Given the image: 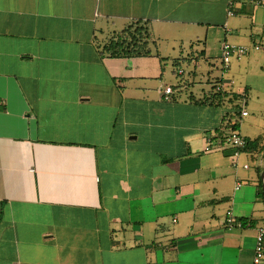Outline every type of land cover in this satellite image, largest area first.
Instances as JSON below:
<instances>
[{
  "label": "crops",
  "instance_id": "crops-1",
  "mask_svg": "<svg viewBox=\"0 0 264 264\" xmlns=\"http://www.w3.org/2000/svg\"><path fill=\"white\" fill-rule=\"evenodd\" d=\"M261 2L229 17L226 0H0V264H252ZM136 22L149 54L103 51ZM254 40L223 69V43ZM234 124L236 169L231 149L204 152Z\"/></svg>",
  "mask_w": 264,
  "mask_h": 264
},
{
  "label": "built area",
  "instance_id": "built-area-1",
  "mask_svg": "<svg viewBox=\"0 0 264 264\" xmlns=\"http://www.w3.org/2000/svg\"><path fill=\"white\" fill-rule=\"evenodd\" d=\"M227 4V16L231 17L235 15V7L238 5H246L249 7H256L262 5L261 0H226ZM221 63L224 70L229 68V65L234 60H240L244 56L254 52L259 51L261 46L254 40L251 46H236L228 43H223L221 45ZM218 88L217 91H220ZM172 94L171 87H165L163 90V100L169 101ZM241 115L243 117L247 116V112L242 111ZM248 141L243 137L238 131L230 130L218 135H213L206 140L204 146V152L210 153L215 150L231 149L232 150V167H238V158L241 153L247 148ZM244 169H247V165H243ZM240 184H236V190L239 189ZM226 226L229 229H241L243 224L236 220L230 211L226 214ZM252 264H264V228H258L255 237V244L253 249V259Z\"/></svg>",
  "mask_w": 264,
  "mask_h": 264
},
{
  "label": "trees",
  "instance_id": "trees-1",
  "mask_svg": "<svg viewBox=\"0 0 264 264\" xmlns=\"http://www.w3.org/2000/svg\"><path fill=\"white\" fill-rule=\"evenodd\" d=\"M123 36L112 38L103 51L111 57H134L149 54L146 50V40L149 38V32L145 25L136 22L122 32ZM236 130L237 125L232 126ZM250 146L253 143L249 144ZM260 195H262L260 193Z\"/></svg>",
  "mask_w": 264,
  "mask_h": 264
},
{
  "label": "rangeland",
  "instance_id": "rangeland-1",
  "mask_svg": "<svg viewBox=\"0 0 264 264\" xmlns=\"http://www.w3.org/2000/svg\"><path fill=\"white\" fill-rule=\"evenodd\" d=\"M254 113V112H253ZM252 112H250V116L246 119L247 121H255L257 127H259V129H261L263 127L264 129V111H259L257 113L253 114Z\"/></svg>",
  "mask_w": 264,
  "mask_h": 264
},
{
  "label": "water",
  "instance_id": "water-1",
  "mask_svg": "<svg viewBox=\"0 0 264 264\" xmlns=\"http://www.w3.org/2000/svg\"><path fill=\"white\" fill-rule=\"evenodd\" d=\"M261 180H262V191H263V194H264V170L261 173Z\"/></svg>",
  "mask_w": 264,
  "mask_h": 264
}]
</instances>
